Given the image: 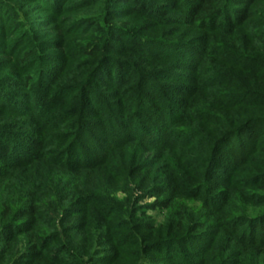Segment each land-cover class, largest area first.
Wrapping results in <instances>:
<instances>
[{"label": "trees", "instance_id": "1", "mask_svg": "<svg viewBox=\"0 0 264 264\" xmlns=\"http://www.w3.org/2000/svg\"><path fill=\"white\" fill-rule=\"evenodd\" d=\"M108 4L128 14L141 11L154 24L164 19L163 11L146 2L142 9V2ZM175 4L178 17L171 22L186 24L202 37L171 40L115 26L104 29L85 20L73 23L70 34L60 22L63 1L50 0L45 5L58 18H41L38 29L45 36L36 40L31 34L26 38L27 31L17 34L21 13L0 0V42L14 43L9 50H16L29 70L21 91L0 86V106L11 116L31 120L26 127L14 122V128H27L16 132L0 125V178L12 172L24 176L19 195L0 197V248L6 247L7 254L19 239L25 240L10 264H38L43 256L50 257V264H150L155 252L179 244L189 250L181 257L183 264H203L201 256L215 242L239 258L228 264H238L246 248L264 249V157H252L264 135V85L245 86L235 73L255 68L264 77V58L228 43L252 29L249 36L264 47V26L253 25L264 20V0ZM105 30L102 42L89 41ZM75 34L88 41H71ZM11 37L15 41L9 44ZM122 40L129 43L126 48L119 45ZM67 46H74L73 54ZM42 48L48 51L39 54ZM122 49L156 65L122 59ZM79 52L91 58L92 68L81 83L71 85L60 76ZM40 59L45 65L36 68L33 62ZM61 105L67 107L57 111ZM135 146L141 155L132 152ZM121 151L127 152L130 165L139 166L129 176L124 163H114ZM163 151L172 155L163 156ZM248 162H255L256 170L244 171ZM153 164L179 168L172 169L168 183L161 178L148 188L136 186L129 208L79 186L70 187L57 203L46 204L38 196L54 191L51 179L36 177V168L43 166L67 173V185L73 175L102 173L112 182L111 190L129 192L138 184V174ZM152 198L155 202L142 205ZM182 202H199L200 208L192 214L178 208ZM139 207L166 211L164 221L139 213ZM44 222L51 232L41 229ZM232 249L238 251L233 255Z\"/></svg>", "mask_w": 264, "mask_h": 264}, {"label": "rangeland", "instance_id": "2", "mask_svg": "<svg viewBox=\"0 0 264 264\" xmlns=\"http://www.w3.org/2000/svg\"><path fill=\"white\" fill-rule=\"evenodd\" d=\"M9 1V6L13 9H18L21 13L20 15V21L16 20L17 25L19 27L17 34L18 35H24L26 34L25 31L28 32L26 34V38H30V34L34 35L33 37H36V40L38 38L43 37V33L38 29V21L42 18L48 17L50 19L56 20L58 18L55 13L50 10L49 7H46L45 4L50 3V0H6ZM63 1V8H62V18L60 19L61 23L67 27V31L72 34L70 31L73 30V23L76 21H87L91 23H99L101 24L104 29L108 26H115L116 29H122L126 28L129 32L133 34H142V35H149V36H162L167 37L171 40H179V39H194L195 37H202V33L193 30V28H184L186 24H182L180 26L179 24H173L172 18L178 17L177 12L175 10V0H128L133 1L135 3L142 2L143 4L139 6L138 9H142L145 5V2L149 5L157 7L159 10L163 11L164 14H162L164 17L162 22L154 24L153 20L151 21L150 17L148 15H145L143 12L138 11V13H126L124 11H119L121 8L115 6L114 4H108L110 0H62ZM2 7L3 5H0V12L2 13ZM9 10V9H8ZM6 12V11H4ZM57 16V17H56ZM161 17V16H159ZM166 20V21H165ZM183 21V20H182ZM10 23H13L12 20L9 21ZM31 25H36V27H33ZM254 27H263L264 26V20L262 22H256L253 24ZM183 27V28H180ZM251 33H252V29ZM250 30H244L241 35L238 38H232L230 39L228 43L230 44H238V46L242 49H245L246 51H252L254 54H259L260 57L264 58V47H260L256 45L255 41L252 37L249 36ZM105 33V34H103ZM103 33H95V37L89 39L91 42H102L104 37H106L107 31ZM107 34V35H106ZM36 35V36H35ZM69 36V39L71 41H81L86 39H83L84 37L75 34ZM104 35V36H103ZM74 36V37H73ZM217 35L213 34V37H216ZM249 36V37H248ZM47 37V36H46ZM45 39V37H44ZM9 41V44L13 43L15 41V37H11L7 39ZM14 44V43H13ZM12 44V45H13ZM128 42L125 40H122L119 45H122V48H126L128 46ZM12 45H4L3 42H0V86H10V90H16L21 91L19 84H22V81L24 77H26L29 73L28 68L24 67L27 61H23L21 55L16 50H9L12 49ZM74 46H67L66 50L68 53L73 54V51L75 50L73 48ZM43 49V48H42ZM6 50V51H4ZM41 50V49H40ZM118 56L122 59L126 60H138L139 63L144 65H147L148 67H152L156 65L155 63L144 59H140L139 56H136L137 54H134L133 51H127L126 49H122ZM48 51V50H45ZM44 49L41 51H38L39 54L42 52H45ZM11 52V53H10ZM58 52L57 50H54L53 53ZM59 53V52H58ZM139 57V58H138ZM91 58H89L88 55L79 52L76 56H74L73 60L69 63L66 70L61 73L60 77H63V80L67 82L68 84L75 85L78 83H81L83 80V77L86 76L87 70L92 68V64L90 62ZM43 60L40 59L38 62L36 60L35 67L40 65V68L44 64L42 62ZM212 62L213 60L210 59ZM43 63V64H42ZM45 65V64H44ZM215 65V64H212ZM254 70H250L247 72H240L239 70L235 71L237 77L240 79L239 83H244L245 86H251L254 88H259L264 85V77L261 75V73L258 72L257 69L253 68ZM8 83V84H6ZM1 97V96H0ZM209 101L207 97H205V102ZM76 103V102H75ZM74 103V107L77 106V104ZM64 105H61V107L57 108V111L64 110L67 106L63 107ZM64 108V109H63ZM237 115V114H236ZM22 122V125L26 127L30 123V118H23V117H15L7 114L3 111V107L0 106V125H6L10 127L13 131H21L23 129L22 127L14 128V122ZM27 121V122H26ZM254 129V128H253ZM263 138L259 142L258 150L253 153L252 157L259 158L264 157V151H261L264 148V135ZM232 142L229 143L228 149L231 148ZM136 148L132 149V152H137V155H141L140 146H135ZM137 149V150H136ZM230 151V150H228ZM131 152V153H132ZM127 152L121 151L118 152L115 155V164L122 165L124 163L123 168L126 169V173L129 176V174L133 173L131 171V168L133 170L139 168L138 163L135 165H130L128 163V155ZM163 156L170 157L172 155V152L169 151H163ZM127 161H126V160ZM124 160V162H123ZM127 162V163H126ZM255 162H248L243 166L244 171L248 170H256L254 168ZM179 168V167H178ZM177 165L174 164L172 168H169V170H166L164 168H159L156 164H153L149 166L148 168L143 169L141 173L138 174V184L133 185L131 187V190L129 192H125L122 190L114 191L111 190L112 182L107 181L105 177H103V174L98 173H92L87 176H82L80 174L73 175L70 178V183L67 185L66 178H63V176H66L67 173H62L59 171H51L50 168L47 166L40 167V169L36 170L39 172L36 174V177H43L44 179L49 178L52 181V186H54V191L52 194H48L45 192H38L39 190H36L35 187L33 188L36 192L39 193V197L41 198L40 201H44L46 204L50 203H57L59 197H63L65 192H68L70 187L79 186L77 189L86 188L89 191L93 190L97 194H101L105 196L106 198L113 200L114 202L120 203L123 207L129 208L133 201V194L137 193L135 191V188H141L151 186L154 182L159 183V179H163L166 183H168V179H170L173 175L172 169H178ZM46 171L47 174L42 175L40 171ZM180 172H183L180 170ZM20 172H12L11 174H8L6 177L0 178V197L2 199H12L16 195H19L21 193V186L24 182V176H20ZM37 173V172H36ZM23 175V174H22ZM126 175V176H127ZM238 175V174H237ZM240 175V174H239ZM236 176V177H239ZM250 174L245 175L241 177H249ZM85 178L91 179L89 183L87 182ZM135 177V176H134ZM30 178V177H29ZM157 181V182H156ZM39 184V182H36ZM151 185H150V184ZM154 183V184H155ZM74 184V185H73ZM129 184V183H128ZM127 184V185H128ZM147 184V185H146ZM73 185V186H72ZM123 189V188H121ZM60 192V193H57ZM139 193L143 194L144 190L138 191ZM132 197V198H131ZM65 201V199H64ZM183 201V200H180ZM155 202V198L149 199L146 202H143L142 205H149ZM138 208L139 213H143L146 211L148 217L151 216L152 218H156L158 222L164 221V212H161L160 209H143ZM178 208L185 211L187 210L189 213H194L198 208H200V203L195 202H182L178 204ZM177 208V209H178ZM138 213V216H140ZM141 221H144V218H141ZM214 228V227H212ZM41 229H44L45 231H49V224H44L41 226ZM50 230L49 232H51ZM28 237V236H27ZM20 242L14 244L10 247L9 253L6 254V247L1 249L0 248V264H10L9 259L14 256L13 260L15 258L19 257L21 252L24 249L25 243L23 238L19 239ZM190 243V242H188ZM177 245H170L168 248H164L162 251H158L154 253L155 259L152 260L150 264H183L182 256L186 255L184 253H188V248L186 247V244H179ZM225 244L220 243H214L212 245V250L209 251L207 254L205 252V256H201V258L205 259V262L203 264H228V261L234 260L236 261L239 258H232V255H228L227 248L224 250ZM231 245V243L229 244ZM5 249V250H4ZM237 252V249H232V253L234 255L235 251ZM2 251H5L4 253ZM81 251V250H80ZM234 251V252H233ZM83 252V251H82ZM215 255H219V259L216 258ZM48 256V255H46ZM176 257V258H175ZM50 257H45L41 259V261L38 264H50V261L48 260ZM181 259V260H180ZM247 261V262H245ZM264 264V249H260L256 246L246 248L245 250V256L240 258V262L238 264Z\"/></svg>", "mask_w": 264, "mask_h": 264}]
</instances>
